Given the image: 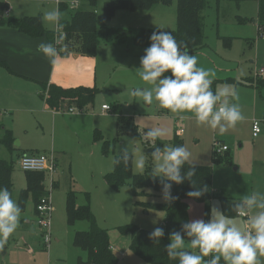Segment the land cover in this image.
<instances>
[{
  "label": "rangeland",
  "instance_id": "rangeland-1",
  "mask_svg": "<svg viewBox=\"0 0 264 264\" xmlns=\"http://www.w3.org/2000/svg\"><path fill=\"white\" fill-rule=\"evenodd\" d=\"M79 1L80 3L74 8H90L86 0ZM106 1H98L95 8L97 13H103ZM0 2L7 3L11 15L17 18L36 15L42 17L45 11L58 7L56 0H0ZM176 2L177 0H172L170 4L160 3L146 12L119 10L110 20L109 25L115 29L130 30L132 35L143 27L161 29L163 27H157L160 24L157 18L164 13L160 9L168 11L164 14H168L169 10L176 13ZM68 17V12L62 14V20ZM203 17L207 46L193 51L192 54L198 58V66L214 73L212 77L216 83L212 85L214 89L217 86L222 88L228 85L237 92L236 99L231 97L229 99L230 102L240 106L245 117L235 127L228 128L224 132L198 124L193 113H173L161 108L155 100L149 105L141 98L130 94L129 89L135 87H152L136 75L135 69L140 67V60L145 49L133 43L132 35L119 41L102 43L96 55H98L99 73L101 74L102 67L104 70L99 83L100 92L95 102L89 104L85 110H82L83 112L75 110L74 114L70 113L69 106L61 109L58 113L61 117L57 119L55 129L52 125L55 113L52 110L47 109L48 114H43L45 109L42 107L36 109L34 104L19 101L21 93L15 98V92L12 90L21 85L7 83V80L0 75V86H2L0 88V137L3 136L4 127L10 128L16 140L21 143L22 149H29L27 150L29 153L32 151L53 153L54 156L58 155L61 164L59 176L56 175L59 186L51 193L56 210L52 215L50 245H44L42 242L43 232L37 225L35 200L30 195L21 213L18 228L9 236L6 243L0 246V264H77L78 255H86L74 245L73 237L75 230H87L89 223L78 221L73 226L67 222L66 196L71 188L77 190L78 202L81 204L85 203V197L84 193L78 190L90 192L94 196L92 211L96 215L97 223L108 229L112 242L118 244L123 251L118 253L121 259L120 264H150L130 250L128 247L130 237L121 234L118 227L135 224L152 231L155 227L164 228V211L145 210L138 203L140 201L163 203L165 201L162 194L149 189L147 193L151 192L157 196H136L130 184L124 185L120 191H115L107 186L108 184L106 185L104 178V175L113 169L114 156L120 154L121 147L128 146L137 157L145 156L147 163L149 159L151 160L153 145L146 138H142L148 127L164 126L168 129V135L155 142L156 145L160 143L161 147L173 146L177 128L182 127V139L192 153V163L212 166L216 181L223 191L234 192L237 195L244 191L245 194H251L250 180L254 173L257 182L260 181L261 176L264 181V130L258 137H253L252 134L254 121H257L264 129V85H260L258 89L232 81L233 77L238 78L239 82L241 78L245 80L244 82L248 81V77L252 75L254 78L255 68L259 64L257 53L264 54V47L257 50V44L249 47L245 40V38L254 39L255 43V39L258 41V38L264 37L257 25L253 23V20L258 19L257 1L249 0L237 4L226 0L217 4L214 0H210L203 12ZM173 25L174 28H163V30L177 28L176 17ZM45 28L54 31V38H57L60 32L58 29L46 26ZM224 38L232 39L231 48L224 45ZM113 49L114 57L111 55ZM0 72L5 73L2 68ZM253 80L255 81V78ZM254 96L258 99L257 103ZM104 102L110 104L113 109L103 112L101 105ZM118 115L122 116L120 121ZM76 118L79 120H75ZM97 129L101 131L105 139L111 142L108 155L102 152V142L95 140ZM132 129H135L136 133L132 132ZM216 139L225 142L230 150L217 155L214 152ZM214 154L218 156V161H214ZM17 155L14 154L16 164L13 172L12 198L18 203L20 192L26 186L27 179L26 172L18 166L20 156L17 158ZM10 158L11 155L7 149L0 146V159ZM133 170L134 173L141 174L134 167ZM47 176L46 174L44 178L45 186L51 189L52 185ZM104 185L108 191L102 188ZM215 203L220 206L217 199ZM232 219L238 226L240 221L246 223L242 217L238 220ZM153 221L156 223L154 224ZM57 236L60 241L56 240ZM21 242L24 243L23 246H20ZM261 260L264 261V257H261Z\"/></svg>",
  "mask_w": 264,
  "mask_h": 264
},
{
  "label": "clouds",
  "instance_id": "clouds-1",
  "mask_svg": "<svg viewBox=\"0 0 264 264\" xmlns=\"http://www.w3.org/2000/svg\"><path fill=\"white\" fill-rule=\"evenodd\" d=\"M61 19L58 7L45 11L41 17L46 27L54 29L62 27ZM63 41V34L58 33L54 42H42L38 46V50L53 66L72 55L71 49ZM150 41L145 55L141 57L140 67L135 72L141 81L152 87L129 89L133 97L141 98L149 105L155 100L161 108L173 113H193L198 124L213 130L219 129L220 132L235 127L245 118L240 106L229 99H236L237 92L228 85L222 88L217 86L213 91L211 85L214 73L198 66V58L192 54L187 44L176 39L172 31L153 32ZM167 135L166 127L152 126L147 128L142 137L153 145L152 177L160 179L163 200L168 203L178 200L172 194L173 183L179 185L185 180L191 181L195 189L187 195L200 198L208 188L206 185L197 186L192 180L196 169L188 147L156 145L157 140ZM121 162L125 167L131 164L141 173L147 165L145 156L137 157L128 146L121 147L113 165L117 166ZM186 164L189 168L185 171ZM232 210L237 216L246 217L243 228L214 206L210 219L190 220L183 223L179 231L170 233V243L165 246L169 259L178 260L179 264H221V261L223 264H264L261 260L264 257V193L254 191L245 195L240 201L233 203ZM21 213V207L12 198L8 188L0 187V246L18 228ZM164 235L163 228L155 227L149 234V239L157 244ZM189 246L198 251L189 250ZM206 257L210 258L205 259Z\"/></svg>",
  "mask_w": 264,
  "mask_h": 264
},
{
  "label": "trees",
  "instance_id": "trees-1",
  "mask_svg": "<svg viewBox=\"0 0 264 264\" xmlns=\"http://www.w3.org/2000/svg\"><path fill=\"white\" fill-rule=\"evenodd\" d=\"M99 0H86L88 8H71L67 3H59L61 13H69L65 20L61 19L62 29L65 33L64 43L69 46L71 52L82 55L95 56L102 43L119 41L132 32L124 28H113L109 25L110 20L119 10L146 11L157 4H170L172 0H107L103 6V13L95 10ZM217 4L226 0H214ZM240 4L249 0H230ZM258 2V27L261 35H264V0ZM210 0H177V28L173 30L153 29L148 27L140 28L132 35L133 43L136 46H150V36L156 31H172L177 40L187 44L191 52L206 46L204 33L203 12L208 7ZM7 3L0 2V26L11 27L31 37H45L46 43L54 42L55 32L47 30L41 21V16H26L24 18L9 17ZM225 45H229L231 38H224ZM145 55V53L143 54ZM0 66L11 70L5 61L0 60ZM170 75V73H168ZM260 83L264 84V81ZM216 84L213 82L212 85ZM211 88L215 91L214 87ZM100 90L97 87L62 88L55 84H42L41 97L53 110H61L65 107H76L82 111L89 104H93ZM113 109V108H112ZM122 116L119 115V121ZM136 133L135 129L131 130ZM177 132V131H176ZM95 140L102 142V152L108 155L111 149V142L104 138L100 130H96ZM16 138L11 129L5 128L3 136L0 137V146H4L12 154L16 150ZM160 146V143H158ZM184 145L183 139L176 134L173 139V146ZM227 150L226 152H228ZM118 155H115L114 159ZM214 161L218 156L214 154ZM196 175L192 177L197 186L206 185L208 191L200 198H191L188 192L195 190L191 181L185 180L183 184L173 183L172 194L178 197L173 203H161L152 201L138 202L145 210L156 209L165 212L164 231L165 235L159 243L149 239L152 230H147L135 224H125L118 227L119 232L130 237V250L138 257L150 264H179L178 260L169 259L165 246L170 243L169 235L173 231H179L181 225L190 221L188 200L205 203V218L211 217L210 201L214 198L221 203L222 212L229 218L237 216L232 205L239 200L228 194L217 193L213 188V168L209 165H195ZM152 163L149 159L146 170L137 174L133 166L124 164L114 166V169L105 175V180L113 189L120 190L124 185L130 184L136 196L148 195L147 190L162 194V185L159 178L152 177ZM189 165L184 166L188 170ZM15 170V159H0V187H6L13 192L12 174ZM27 185L21 190L18 204L22 210L25 209L30 195L33 196L35 204L45 196L43 172L25 171ZM85 203H78V195L75 190H70L66 198V214L69 225H75L78 221H87V230L77 231L73 238L76 247L86 253V258L79 257L77 264H118L119 257L111 247L110 234L108 229L101 227L91 209V196L89 192L84 193ZM191 250V249H189Z\"/></svg>",
  "mask_w": 264,
  "mask_h": 264
},
{
  "label": "crops",
  "instance_id": "crops-1",
  "mask_svg": "<svg viewBox=\"0 0 264 264\" xmlns=\"http://www.w3.org/2000/svg\"><path fill=\"white\" fill-rule=\"evenodd\" d=\"M56 1L58 2V8H59V3H61V2H64V3L66 2L70 7H71V3L74 2V1L78 2L76 5H78L80 3L79 0H71L70 2H68L66 0H56ZM257 4H258V2H257ZM160 10H162L164 13L168 12V11H166V9H160ZM146 11H148V10H146ZM164 13L161 14L160 18H157L158 20H160V24H158L157 27L170 28V29L174 28L173 23H174L175 17H176V20H177V9H176V13L172 12V10H169L168 14H164ZM7 15L9 17H14L13 15H11L10 8H9V10L7 12ZM253 23H255L257 25V27H258L257 20H253ZM145 25L156 26L157 24L156 25L145 24ZM258 29H259V27H258ZM245 40L247 41L249 47H252L254 44H257V50H259L261 47H264V45H262V44H264V37L258 38V41H257V39H255V43H254V39L245 38ZM42 42L46 43V38L45 37H31V36H28V35H26L24 33H21L19 30L15 29V28L0 26V60L1 61H5L9 65V67L11 69L9 71L5 67L0 66V69L2 68L5 71V73L0 72V75H1L2 78L7 80V83H12L13 82L14 84L16 83L18 85H21V86H18V87L14 88L12 90V91L15 92V98H17L16 96L21 93V95H20L21 99L19 101H24L26 103L34 104V105H36V109H41V107H42L43 109H45L43 111V114H48L47 109L52 110L55 113V114H53L54 115V117H53L54 120H53V124H52L53 125V129H55L57 119L59 117H61L60 115H58L60 110L51 109L46 104L44 99L41 97L40 93L42 91V84L43 83L55 84L57 86H60L62 88H66V89L67 88H78V87H89V88L97 87L98 89H100L99 88V83H100V80L102 78V74H103L104 68L102 67L101 74H100L99 73L98 55L89 56V55H82V54H79V53H76V52H72V55L67 60H62L57 66H53L50 63V61L38 50V46ZM225 46L227 48H231L232 39H231V42L229 43V45H225ZM114 54H115V51L113 49L111 51V55L114 57L115 56ZM257 56H258L257 60H259L258 61L259 64L255 68L256 70H257L258 67L264 66V54H260V52H259V53H257ZM13 78H15V79L11 80ZM248 78L249 79L246 82H244L245 80L244 81L242 80L243 78H241V80H240L241 82H239L238 78L235 79L233 77L232 81L235 80V82H237V84H242V85H246V86H250V87H257L258 89L260 88V85H264V84H262L260 82L254 81L253 80L254 79L253 75L249 76ZM213 82H215V81H213ZM256 83L259 86L258 85H254ZM0 88H2V86H0ZM115 90H118V89H115ZM254 100H255V103L258 102V99L255 96H254ZM104 104H107V103H105V102L102 103L101 110L103 112L109 111V110H105V109L102 108V106ZM108 105H110V104H108ZM110 107H111L110 110H112V106L111 105H110ZM75 110H77V109H75ZM77 111H79V110H77ZM74 112H70V113L74 114ZM80 112H83V111H80ZM118 117H119V115H118ZM75 120H79V119L76 118ZM252 128H253V125H252ZM261 128H262V131H261V133H262L264 129H263V127H261ZM8 129H10V128H8ZM252 134H253V129H252ZM181 137H182V135H181ZM20 145H21V143H19V141L16 140L15 141V146H16L17 149L14 150L12 152V154L7 149V151L11 155V158H14V154L15 153L18 154L17 158L20 156L19 159L23 155L40 154L37 151H32V153H29L27 151L29 149H22ZM229 150H230V148H229ZM53 157H54V160H55L56 165H57V170H56L55 174L53 175V183H51V185H52L51 189H49V188L47 189L46 188L45 179H44L43 183H44L45 193H47V192L48 193L49 192L52 193V190L59 186V181L56 178V175H57V177L59 176L61 164H60V160H59L58 155L54 156V154H53ZM15 164H16V159H15ZM113 169H114V167H113ZM111 171H109V172H111ZM23 172H25V171H23ZM109 172H107V173H109ZM254 174H253L252 180H250V184H251L250 185L251 186L250 187L251 188L250 192L252 193L254 191H259V192L264 193V181H262V176H261L260 181L257 182V178L255 177ZM44 175H46V174L44 173ZM105 175H104V178H105ZM47 177L49 178V181L51 182V176L48 175ZM12 180H13V174H12ZM105 183L107 185L106 180H105ZM26 185H27V182H26ZM107 186H110V185L108 184ZM102 188L108 191V188L105 185ZM213 188H214V190L217 193H221L222 192L224 194H228L231 197H233V198H235V199H237L239 201L245 195H247V194H245V191L242 194H238L237 195L234 192H230L229 193V192L221 190L220 189V185L218 184V182L216 181V177L214 176V171H213ZM231 189L233 190V188H231ZM70 190H68V192ZM120 190H115V191H120ZM78 191L79 192H83V193L87 192V191L84 192V191H81V190H78ZM90 196H91V209H92V206L94 208V196H92L91 193H90ZM147 196L155 197L157 195L153 194L151 192H148ZM215 200L216 199L214 198V199H212L210 201L211 209H213V207L215 206L218 210L220 209L221 212H222L221 203H219L220 204V206H219L218 203H215ZM163 203H168V202H163ZM79 204H81V203H79ZM188 204H189V217H190V220L204 219L205 218V203H200V202H196L193 199H189L188 200ZM53 205H54V202H53ZM54 210H56V206L55 205H54ZM22 211H24V210H22ZM35 216L37 218L36 204H35ZM95 217H96V215H95ZM235 218L236 219H234V220H238L241 217H235ZM245 224L246 223H244V221L243 222L240 221V223H239V225L242 228L245 226ZM73 226H75V225H73ZM163 227H165L164 221H163ZM80 230H82V229L75 230L74 231V235H75V233L77 231H80ZM56 240L60 241L58 236L56 237ZM110 240H111V235H110ZM42 242L45 245V243L43 241V238H42ZM23 245H24V243L21 242L20 246H23ZM129 246H130V241H129L128 247ZM111 247H112L113 251L117 255H118V253H123V251L121 250L120 246L118 244H116V243H113L112 240H111ZM86 256L87 255H85V254L84 255L79 254L78 257H77V261H78L79 257L86 258ZM118 257H119L118 264H120L121 259H120L119 255H118ZM221 263H223V261H221Z\"/></svg>",
  "mask_w": 264,
  "mask_h": 264
},
{
  "label": "built area",
  "instance_id": "built-area-1",
  "mask_svg": "<svg viewBox=\"0 0 264 264\" xmlns=\"http://www.w3.org/2000/svg\"><path fill=\"white\" fill-rule=\"evenodd\" d=\"M77 3H78L77 1H74L71 3V6L74 7ZM58 32L62 33L63 36H65V33L62 28H59ZM254 78L256 82L264 81V66H260L257 68ZM102 108L105 110L111 109L110 105L108 104H104ZM69 111L74 112L75 108L70 107ZM182 129H183L182 127L177 128V134L180 136L183 131ZM252 129H253L254 137H257L262 131L261 125L257 121L253 122ZM214 145H215L214 152L217 155H222L224 152L229 150L228 145L222 142L221 140L216 139ZM18 166L23 171H38L48 174L49 176H51V183H53V175L57 170V165L52 153L23 155L19 159ZM36 212H37V224L43 232L42 234L43 241L45 245L49 246L52 236V215L54 212V205H53L51 192H49L48 194H46L44 197L41 198L40 202L36 206ZM242 218H244L246 221V217H242Z\"/></svg>",
  "mask_w": 264,
  "mask_h": 264
}]
</instances>
